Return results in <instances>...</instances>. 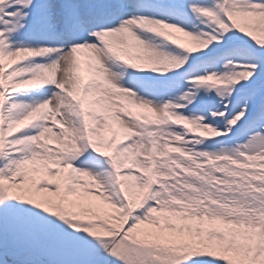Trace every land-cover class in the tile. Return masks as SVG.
<instances>
[{"label": "snow or ice", "instance_id": "1", "mask_svg": "<svg viewBox=\"0 0 264 264\" xmlns=\"http://www.w3.org/2000/svg\"><path fill=\"white\" fill-rule=\"evenodd\" d=\"M0 264H264V0H0Z\"/></svg>", "mask_w": 264, "mask_h": 264}]
</instances>
